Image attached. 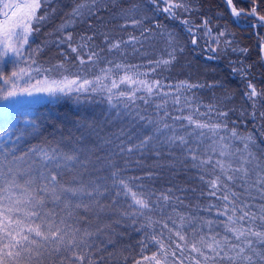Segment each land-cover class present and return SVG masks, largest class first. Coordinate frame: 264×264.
Listing matches in <instances>:
<instances>
[{
    "label": "trees",
    "instance_id": "16d2710c",
    "mask_svg": "<svg viewBox=\"0 0 264 264\" xmlns=\"http://www.w3.org/2000/svg\"><path fill=\"white\" fill-rule=\"evenodd\" d=\"M174 2L185 4L188 11L176 8L173 9L175 15H170L162 11L166 6L164 0H158L156 5L151 0H101L95 13L101 23L91 26L90 22L88 27L71 32L76 36V43L80 42L81 36L92 35L93 40L83 51L95 50L99 52L98 62L106 60L105 70L98 76L102 78V83L94 84L99 90L74 93L73 96H80L78 102L72 97L49 98L20 107L0 120V170L28 171L31 166L38 185L41 184L38 173L43 168L39 156L30 153V149L83 150L81 159L88 162L77 165L74 170L59 169L61 175L58 179L71 186L80 183L90 185L94 181L101 186L104 195L72 197L73 205L83 201L89 207L85 210L73 206L71 216L63 201L53 203L49 199L45 211H52L57 221L65 219L67 224L82 232L85 229L92 232L102 230L92 238L96 264H135L138 260L142 264H150L143 258L159 250L151 239L153 235L164 243L169 253L176 251V257L169 255V264H181V261L183 264H196L199 259L195 252L191 253V244L199 240V234L210 236L211 231L217 230L224 237L235 239L232 233L226 231L231 224L228 215L233 213L218 215L227 203L220 197L228 190L221 189L215 196L209 195L208 185L199 179L201 175L208 179L207 172L192 167L193 161L186 151L189 147L198 146L199 155L203 156L206 151L211 155L208 148L211 145L216 150L213 160L220 159L226 164L231 163L234 168L241 167V157L247 156V153L243 149V141L231 136V129L236 130L238 137H253L255 144L250 147L256 159L243 165L250 170L246 180L229 182V189L237 193V204H251L253 211L258 212L259 206L264 204V193L261 191L264 184L257 183L264 177V115H261L264 113V96L258 95L250 100L247 95L250 92L249 82L258 93L264 92V62L258 46L264 42V26L256 29L251 26L258 22L249 14L255 6L258 15H264V0H232L233 7L241 12L237 20L229 12L225 0ZM133 19L140 20L141 24L133 26ZM184 20L188 21L187 25ZM205 20L208 21L206 27L203 24ZM126 23L128 26L122 27ZM189 27L192 32L187 31ZM221 32L224 35H220ZM236 36L252 41L258 51L241 53L233 39ZM40 37L35 31L23 53V59L29 64L35 60L32 68H39L41 64V55L36 51ZM106 37L108 43H105ZM130 37H136L139 42L124 43ZM223 39L230 43L225 46ZM116 41H121V48L109 51V45ZM204 44L211 48L213 54L203 51L201 46ZM170 52L175 56L170 65L157 66L154 63L169 58ZM117 64L122 67L117 68ZM18 66L27 65L18 60L16 65L10 63L0 72L7 75ZM153 68L156 70L152 71ZM125 72L137 74L134 78L149 82L159 80L161 87L151 96L143 90L136 92L134 103L114 96L113 103L119 107L112 108L107 99L108 89L115 94L121 90L131 92L137 87L127 84L111 87L112 81L119 83ZM182 82L202 86L188 89ZM0 87L6 86L0 82ZM140 97H144L147 103ZM124 103H128L129 107L125 108ZM220 112H226L227 116L219 115ZM186 115L208 124L226 122L228 130L219 133L225 139L220 141L219 136H211L207 129H196L197 133L205 132L200 140L195 135L188 136L193 126H188L187 121L182 119ZM28 121H34V124ZM164 123L171 127L163 129L147 147L140 150L134 148L131 153L121 151V148L139 143L143 136L152 135ZM129 130L132 139L127 135ZM173 131L176 135H185L190 143H169L168 136ZM221 144L228 147L222 149ZM221 150L231 155L221 157L218 155ZM25 153L30 155L24 156ZM21 156H24L23 161L18 159ZM257 162L261 164L259 169L255 168ZM113 171H118L119 178L124 179L133 191L143 193L149 199L151 210L139 209L131 196L124 194L122 186L113 183ZM234 175L240 177L242 173ZM116 192L121 194L117 196ZM162 194L171 199L164 202ZM229 198L232 199L230 193ZM141 212L144 215H140ZM207 221L213 223L209 226ZM163 223H167L168 228H164ZM236 226L239 227V223ZM251 227L264 229V221L257 218ZM176 232L184 235L186 240H180ZM44 264H60V258L57 254L45 256ZM64 264L68 261L65 260ZM222 264L232 263L225 261ZM256 264L264 262L256 260Z\"/></svg>",
    "mask_w": 264,
    "mask_h": 264
},
{
    "label": "snow or ice",
    "instance_id": "6c2138e0",
    "mask_svg": "<svg viewBox=\"0 0 264 264\" xmlns=\"http://www.w3.org/2000/svg\"><path fill=\"white\" fill-rule=\"evenodd\" d=\"M92 2L95 3L96 0H92ZM157 2L158 0H151L153 5H156ZM48 3H50V0H44V4ZM164 3L166 6L162 11L170 15H175L173 9L176 8H183L185 11H188L185 4L176 3L174 0H164ZM226 3L232 5V0H226ZM42 6L41 0L0 5V7L5 9H12L11 11L0 12V63H3L5 67H7L10 63L16 65L19 60L21 64L27 65L14 68L10 74L7 75L0 72V82L6 86L0 87V100L8 101L20 95L33 96L34 93H41L47 95L52 100H59L61 97H72L78 102L80 96H73L74 93L96 92L99 90L94 84H101V77H97L95 81L86 78L81 79L78 75L76 78H69L68 75H64V72H67L68 69L65 68L63 63H57L53 65V68L43 70L45 72H51L53 69H61L63 70L60 72L62 76L61 79L45 76L42 81L36 80L35 84L31 83V81L35 79L32 76V72H40L41 69L38 67L32 68L31 64H35V60H32L31 64H29L27 60L23 59V53L24 46L29 43V37L32 35L33 31L39 30L38 28H33V23L40 24L47 18V16L43 14L37 15ZM85 7V4L78 5L71 15L74 17L83 15L81 10ZM52 11H54V9H52ZM231 13L237 17L241 15V12L235 7H231ZM249 14L254 16L258 15L255 6L250 9ZM259 20L264 21V15H259ZM69 23H72V21H69ZM183 23L187 25L188 21L184 20ZM131 24L133 26L139 25L141 21L133 19L131 20ZM203 24L206 27L208 21H203ZM127 26V23L122 25V27ZM187 31L192 32V28L189 27ZM220 35H224V33L221 32ZM169 37L171 38V33H169ZM92 40V35L81 36L80 42L76 43L73 41L72 34L68 33L66 38L61 40L60 43H68L71 52L77 54L76 58L80 65H85L98 62L100 58L99 52L95 50H90L87 53L83 51L88 48V42ZM132 41L139 42L136 37H130V40L124 43H131ZM74 43L75 46H73ZM105 43H108L107 37ZM192 43H196L195 39H193ZM226 43L230 42L226 41ZM120 48L121 41H116L109 45L108 50L113 51ZM182 50L183 49H181V51ZM241 51L246 50L241 49ZM85 56H87V59H85ZM168 57L167 59L157 60L154 63L157 66L170 65L172 61L175 60V56L170 52ZM66 58L67 57H65V59ZM116 67L120 68L122 65L117 64ZM129 67L135 66L130 65ZM155 70V68L152 69V71ZM233 71H235V69H233ZM136 75L137 74L129 75L125 72V75L120 77L119 83H117L116 80L112 81V88H118L119 84L137 86L131 92L121 90L115 94L111 92V89H108L109 95L107 99L112 108L119 107L118 104L113 103L114 96L117 99L125 98L127 101H132L134 103L136 92L143 90L151 96L161 87V82L159 80L154 79L149 82L146 79L134 78ZM21 81L28 86L18 87ZM182 83L188 89L202 86L187 82ZM104 87L107 88L106 85ZM248 87L250 92H248L247 95L250 100L258 95L264 96V92L258 93L257 89L250 82ZM140 99L145 98L140 97ZM176 99L178 102L179 97ZM145 103H147L146 99ZM124 107H129V104L124 103ZM157 107H160V105ZM116 114L119 115V112ZM218 114L227 116L226 112H220ZM253 115L255 114L253 113ZM261 115H264V113H261ZM141 119H143V117H141ZM175 119H181V117H175ZM182 119L187 121L188 126H193L192 131L187 134L188 136L195 135L196 139L200 140V138L205 135V132L200 131L197 133L196 129H207L208 132L211 133V136H219L220 141L225 139V137L219 135V133L228 130L226 122L208 124L194 119L192 115L183 116ZM28 122L34 124V121ZM149 123H151V121H149ZM169 127H171L169 124L164 123L162 128H157L152 135L143 136L139 143L127 148H121V151L131 153L134 148L136 150L143 149L147 147L149 142L153 141L163 129ZM121 131L122 134H124L123 130ZM230 132L232 137H237V139L243 141V149L247 153V156L241 157L243 161L241 167L234 168L231 163L226 164L220 159L213 160V156L216 155V150L212 148L211 145L208 146V148L211 149V155H209L207 151L203 156L199 155L200 149L198 146L195 148L189 147L186 151L189 158L193 161L192 167L199 169L201 172H207L208 179L205 178V175H201L199 179L205 181L208 185L210 189L209 195L215 196L221 189L228 190L226 194L220 197V199L227 203L224 206V211L218 212V215H228L229 212L233 213V215H228L231 224L226 227V231L232 233L237 241L244 238L242 246L231 243L227 236L223 238V242L217 240L215 236H212L211 242H208L201 236L198 241H194L191 244V251L203 257L204 262L210 259L226 258L231 261L232 264H237V262L256 264L255 258L264 261V252L258 251L256 247H253V244L257 242L259 244H264V229H254L251 227V223L257 218L264 221V204L259 206L258 212L253 211V205L251 204H237V193L229 189V182L235 183L238 179L246 180L249 176L250 170L243 165L251 164L256 159L250 147V145L254 146L255 141L251 136L238 137L235 129H231ZM5 134H7V132ZM127 135L129 139H132L131 130H129ZM168 142L172 144L178 142L180 145H188L190 143L185 135H176L175 131H173L172 135L168 136ZM202 142L201 140V143ZM213 143H216V141H213ZM227 147L228 145L221 144L222 149ZM82 151L81 149L65 152L57 148L48 149L43 147H34L30 149V153H35L39 156L43 168V170L38 173V178L41 181L39 185L36 183L37 177L32 174L31 166L28 171L17 170L13 172L12 168L0 170V264H44V257H51L53 254L59 256L60 264H64L65 260L68 261V264H96L94 261V253L92 252L94 243L92 238L97 236L99 231L102 230L92 232L85 229L82 232L81 229L74 228L72 225L67 224L65 219L57 221L53 217L52 211H45L49 199L53 203H60L63 201L64 208L69 210L68 215L71 216L72 213L70 209L73 206L75 208H84L85 210H88L89 207V205L83 203V201L73 205L72 197H82L85 195L91 197L94 194L104 195V192L101 191V186L94 181L90 185L80 183L71 186L63 184L58 179V176L61 175L59 169L66 168L74 170L77 165H83L88 162L87 159H81L80 153ZM30 153H25L24 156H29ZM218 155L223 157L231 155V153L221 150ZM24 156L18 159L23 161ZM206 166L211 167L206 168ZM255 168H261V164L257 162ZM237 172L242 173V176H235L234 173ZM112 176L114 178L113 183L122 186L124 194L130 195L133 203L138 206L139 209L151 210L152 205L149 199L143 193L138 194L133 191L124 179L119 178L118 171H113ZM257 183L264 184V177L259 179ZM241 187H243V185H241ZM169 191H171V189H169ZM261 191L264 193V189H261ZM229 193L232 199L229 198ZM120 194V192H116L117 196ZM162 199L164 202H167L171 197L162 194ZM96 203L98 204L99 201H96ZM236 213H239V215H236ZM140 215H144V213L141 212ZM148 219L151 218L149 217ZM156 223H161V221H156ZM207 223L210 226L213 221H207ZM237 223H239V227L236 226ZM182 226L181 224V227ZM163 227L168 228V224L163 223ZM169 231H171V229H169ZM175 235L178 236L180 240H186L185 236L180 232H176ZM252 238H255V240ZM151 239L158 245L159 250L154 252L153 255L143 258L149 261L150 264H169V255L172 257L177 256L176 251L169 253L164 243L157 239L155 235H153ZM141 243L145 244L144 241ZM198 244L201 247H198ZM176 247L179 249L180 245L177 244ZM202 248L206 249L207 252L212 255H207ZM65 253L67 255H64ZM135 264H142V261L138 260ZM181 264H183L182 261ZM196 264H201V261L196 260Z\"/></svg>",
    "mask_w": 264,
    "mask_h": 264
},
{
    "label": "rangeland",
    "instance_id": "374dc122",
    "mask_svg": "<svg viewBox=\"0 0 264 264\" xmlns=\"http://www.w3.org/2000/svg\"><path fill=\"white\" fill-rule=\"evenodd\" d=\"M100 1L101 0H96V2L93 3L92 0H50V3L44 4V0H41L43 6L38 11L37 15L43 14L46 15L47 18L40 24H36L35 22L33 23V28H38L39 36H41V40L37 44L36 51H38V53L41 55L42 60L39 66L41 71L32 74V76L35 78L31 81L32 84H35L36 80L42 81L45 76L49 78L61 79L62 76L60 75V72L63 71L61 69H53V71L51 72L43 71L44 69L53 68V65L57 63H63L65 65V68H67L68 71L64 72V75H68L69 78H76V76L78 75L81 79L86 78L89 80H94L100 75V72H103L105 70L104 64L106 63V60H102L100 62H93L91 64L80 65L78 59L76 58V55H74V53H72L71 49L68 47V43H60L61 40L66 38L68 33L75 32L77 29L82 30L86 28L90 25V22L91 26L98 25L101 23L95 16V13H97L98 8L97 5ZM23 2H30V0H0V5ZM81 4L86 5V7L81 10L83 12V15L75 17L72 16L71 13L73 12V10ZM52 9H54V11H52ZM11 10L12 9H5L3 7H0V12ZM69 21H72V23H69ZM34 32L35 31H33L32 35L29 37V43L33 37ZM72 37L73 41L75 42L76 36L72 35ZM233 39L236 41L237 49H239L240 51L241 49L246 50L241 51V53H248L249 51H258L256 46H254V43L247 38H244L242 36H236L233 37ZM223 42L226 46V42L224 39ZM29 43L24 46V51L28 48ZM258 46L260 47V53L264 62V42L259 43ZM201 48L206 54H213L209 46H206L204 44L201 46ZM65 57L67 58L65 59ZM4 66L5 65L3 63H0V71L4 68ZM19 86L27 87L28 85L24 84V82L21 81L18 87ZM49 98L50 97L45 94L34 93L33 96L20 95L8 101L0 100V120L2 118L7 117L20 107L40 103ZM229 234L231 233L229 232ZM209 235L210 236L202 233V235L199 234L198 238L203 236L206 241L211 242V237L215 236L217 240L223 242L224 236L221 232L213 230ZM229 241L233 244H239L242 246L243 240L237 241L233 238H229ZM197 246L201 247L199 244ZM253 247H256L258 251L264 252V244H259L257 242L253 244ZM202 250L205 251L207 255H212L211 253H208L206 249L202 248ZM196 255L198 257L197 259H199L201 262H204L203 257L199 256L197 253ZM255 259L259 262H264L258 258ZM225 261L232 263L226 258H216L215 260L210 259L204 263L222 264ZM237 264H245V262H237Z\"/></svg>",
    "mask_w": 264,
    "mask_h": 264
},
{
    "label": "water",
    "instance_id": "95a60500",
    "mask_svg": "<svg viewBox=\"0 0 264 264\" xmlns=\"http://www.w3.org/2000/svg\"><path fill=\"white\" fill-rule=\"evenodd\" d=\"M225 1H226V0H225ZM227 5H228V4H227ZM231 7H232V5H228V8H229V11H230V12H231ZM253 16H254V15H253ZM233 17L236 18V16H234V15H233ZM254 17L257 19V21L259 22V24H261V25L264 26V21H260L258 15L254 16Z\"/></svg>",
    "mask_w": 264,
    "mask_h": 264
}]
</instances>
